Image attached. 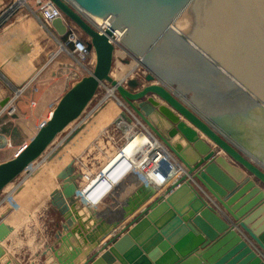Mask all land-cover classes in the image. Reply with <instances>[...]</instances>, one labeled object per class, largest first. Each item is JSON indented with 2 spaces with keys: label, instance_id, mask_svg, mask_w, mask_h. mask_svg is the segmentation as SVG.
Segmentation results:
<instances>
[{
  "label": "water",
  "instance_id": "1",
  "mask_svg": "<svg viewBox=\"0 0 264 264\" xmlns=\"http://www.w3.org/2000/svg\"><path fill=\"white\" fill-rule=\"evenodd\" d=\"M49 1L62 13L49 26L61 37L72 23L89 43L94 65L59 97L33 136L0 161V193L21 174L32 175L33 163L49 160L85 127L111 96L107 85L110 98L122 105L112 123L124 133L137 118L185 172L165 187L135 178L106 209L85 204L84 214L77 209V182L83 175L69 161L56 174L60 185L49 200L63 219V232L57 229L53 242L44 245V263L264 264L257 252L264 254V163L259 156L264 130L256 137L259 146L252 148L205 118L201 112L210 107L204 102L188 103L167 84L181 62L188 67L196 56L219 76L217 84L226 81L264 122V0ZM100 21L108 24L102 31L96 26ZM194 25L203 35H191ZM115 31L122 34L118 45L145 71L141 77L111 76ZM162 53L172 68L164 67ZM102 88L103 98L85 112ZM221 99L231 111L234 99ZM8 101L2 100L0 108ZM9 231L0 222V241ZM4 253L0 245V257Z\"/></svg>",
  "mask_w": 264,
  "mask_h": 264
},
{
  "label": "crops",
  "instance_id": "2",
  "mask_svg": "<svg viewBox=\"0 0 264 264\" xmlns=\"http://www.w3.org/2000/svg\"><path fill=\"white\" fill-rule=\"evenodd\" d=\"M10 1L0 0V9ZM63 37L65 36H58L50 26L45 27L37 18L27 15L23 10L17 11L0 28V102L8 97L9 101L4 106V110L10 108L11 103L13 106L10 110L8 109L11 115L5 114L1 110L3 108H0V158L7 149V147L4 148L5 143L9 142L13 147L19 149L18 147L26 143L36 132L37 123L43 120L47 114L50 116L55 103L66 89L92 69L94 65L93 51L89 56L88 63L85 67H82L74 61L70 53L60 51L62 45L60 41H63ZM82 38L86 40L84 37ZM135 64L137 63L135 62ZM84 70L88 71L84 72ZM16 90L20 94H18L16 100L12 101L10 95L15 94ZM102 105L104 107L96 114L90 115L88 127L85 125L49 160L33 163L28 168L29 171H33L32 175L23 176L21 174L0 193V222H4L11 227V231L0 241V245L5 251L4 255L0 257V264H35L40 248L50 243H44L45 240L42 242L40 235L43 236L44 234L41 233L48 231L46 225L50 227V224H53L49 220L52 213L61 217L49 203L51 191L59 188L60 185V180L56 178V174L69 161L81 159L84 153L88 156L89 148L93 144V139H95L94 136L101 135L103 129L107 128L108 122L113 121L121 110V104L114 98H106ZM133 119L135 118L133 117ZM77 122L78 120L74 123ZM135 123L136 126L140 127L138 119H135ZM73 126V124H70L49 146L48 151L53 149L63 135L67 134ZM140 128L145 131L143 126ZM230 130L235 136L242 139L236 130ZM149 133H146L147 137L151 138ZM122 134L127 139V144H124V146H127L130 144V139L125 133ZM155 143L158 146L161 145L157 140H155ZM121 148L112 155L105 156L106 160L103 158L104 160L101 162L96 161L95 167L90 173L99 172ZM260 149L264 152L263 146H260ZM162 151L166 161V165L163 167L164 170L161 169L155 177L149 174L143 178L156 184V186L163 185L165 187L178 175L175 173V176L173 175L168 180L169 175L174 173L168 168V164L175 168L177 166L180 173L183 170L176 165V161L170 153L164 148ZM166 156L169 158L168 161ZM259 156L262 158L261 155ZM5 159L7 158L0 159V161ZM261 162L264 163V161ZM86 172V170L82 172V175ZM136 177L141 176L132 171L126 173L122 180L102 197L101 202L108 196L113 197L115 195V197H118L122 187L130 184ZM91 178L92 176L88 179L82 178L78 182V195L81 199H84L81 191ZM166 182L168 183L165 184ZM151 200L152 198L148 201ZM87 205L93 206L90 203H87ZM56 231L55 228L52 232L53 236ZM25 253H30V255L25 258Z\"/></svg>",
  "mask_w": 264,
  "mask_h": 264
},
{
  "label": "rangeland",
  "instance_id": "3",
  "mask_svg": "<svg viewBox=\"0 0 264 264\" xmlns=\"http://www.w3.org/2000/svg\"><path fill=\"white\" fill-rule=\"evenodd\" d=\"M15 1L16 0H11L8 4H6L3 8L0 9V13L11 11V8L9 9V7ZM26 6L24 7V5H18V8H16L15 11H13L12 15L14 16V14L17 11L23 10L27 15L33 16L30 9H29L31 7L29 2L27 3ZM33 17H35V16H33ZM182 21L185 22L186 19L183 18ZM180 25H183V24L180 23ZM186 26H188V25L185 24V27ZM82 37H85V36L82 35ZM60 42L69 51L70 46L67 44H64L65 37H63V41H60ZM189 45H191L190 42H189ZM58 48H59V45H58ZM121 49L122 48L120 46L115 47V53H114L113 66H112L111 74L116 78L117 77L122 78L126 74L128 77H131V75H132V77H135V76L141 77L145 71L142 68H140V66L138 65V66H136V69L132 73H130L133 66L136 65L135 60L133 58H131L129 55H127L124 51L122 53L123 49L122 50ZM189 49H191V48L189 47ZM191 50H194V49H191ZM57 51H59V50H57ZM212 52H214V51H212ZM162 57L163 58H161V59L163 60V62L164 63L166 62V65L164 67L168 68V69L172 68L171 64L168 62V58H167L166 54L162 53ZM73 59H74V61H76L74 57H73ZM185 64L183 63V65H182V62H181V64H180L181 66L176 68L175 75L170 80L171 82L167 83V84L174 91H176L182 98H184L186 100V102H188V103L193 102V101L194 102H201V103L204 102L205 105L210 107V108H208V110L201 112L205 118H207V117L210 118L214 125L218 124L219 126L223 127L226 130H230V129L236 130L237 134H239L242 137V139L246 140L248 146H251L252 148H257V146H259V143L256 141V137L260 138V135H263L262 130H264V122H263L262 118L260 117L261 114H257L255 112L256 110L258 111V109L253 107L252 109H254L255 111L252 110L249 107L250 102H248L244 97H242L237 91L233 90L232 87L229 86L228 83H226V81H224L223 79H220L221 85L219 83L217 84L216 80L219 79V76H217V74H215L211 69H208V68L205 69L204 66L202 65V63L200 62V60H198L196 56L190 57V59H189L190 65L188 67H186ZM84 72H87V71L84 70ZM107 87H109V85H107ZM230 89L232 90V92ZM18 90H20V89H18ZM104 94H105V88L100 89L98 91L97 96L95 97L93 103L91 104V106H89V108H87L85 110V112H88L91 109V107L100 98H103ZM10 97L13 98L14 94L10 95ZM110 97H112V96H110ZM110 97H109V99H110ZM221 97L226 98L227 100H230V101L232 98L234 99V107H233V104L232 105L230 104L232 106L231 111H230L229 106L226 105V102L224 100H222ZM16 98H18V97L16 96L13 99L16 100ZM10 106H12V103ZM233 109H235V110H233ZM1 110L3 112H5V114H6V111L4 109H1ZM7 115H9V114L7 113ZM46 117L48 118L49 114H47ZM46 117L43 120L39 121L37 123V125L40 126V124L47 119ZM259 117H260V119H259ZM111 122H108L107 128L103 129L101 135H99L98 137L94 136L95 139H93L94 140L93 144L89 148L88 156H86L84 153V155L81 157V159L79 158V159H75V161L73 160V165L75 166L74 168L76 171L80 172L81 174L85 170L87 171L83 175V179L84 178L88 179L89 177H91V175L93 177L98 172V171H95V172L90 173V171H92L94 169L96 161H98V162L103 161L106 158L105 156L112 155L115 151H117L122 146H124V144H127V139L119 131V129L117 127H115V125L112 124ZM75 124L76 123H73V125H75ZM87 124H88V122L85 124L88 127ZM139 125H140V127H142L141 124H139ZM38 126H37V128H38ZM132 126H133V131H137L136 127L134 125H132ZM143 128L145 129L146 133L150 132L145 126H143ZM252 128L255 129L256 131L253 133L252 136H249V132L251 131ZM145 131L143 129L140 130V132H143L147 137V134L145 133ZM124 133L127 134V132H124ZM149 134H151L150 135L151 138L148 136L147 139H149L148 142H149L150 146H152V145L156 144L155 140H157V138H155V136L151 132ZM257 134L259 136H257ZM131 146H133V145H131V144H128L127 146L125 145L118 152L123 154L122 151H126L127 149L129 150ZM6 147H7V149L4 151L5 154L0 159L9 158L16 152V150H18L17 147H13L9 142L5 143L4 148H6ZM20 147H18V148H20ZM158 148L161 149L160 145ZM162 153H163V151H162ZM134 156L135 157L137 156V158L139 159L142 156V154H137V152H136V154H134ZM163 159H164V153L162 156V160ZM166 160L167 161L169 160V158L167 156H166ZM262 160L264 161V154L262 155ZM167 166L172 171L175 170L174 166H171L169 164ZM163 170H164V168L162 169V171ZM174 173H175V171H174ZM177 173H180V171L179 170H178V172L176 171V174ZM22 175L25 176L26 173H23ZM171 175L172 174H170L169 177ZM169 177H168V179H169ZM172 177L173 176H171V178ZM78 182H80V181H78ZM78 182H77V184H78ZM167 183L168 182H166L165 184H167ZM82 197H84L85 200L88 198V197L86 198L85 196H82ZM115 198H116L115 195H113V197L108 196L103 200V203L101 204V206L99 208H98V206L97 207L90 206V207H92L93 209H96L97 211L100 212V211L106 209L115 200ZM85 200L84 199H78V204H77V209L81 210V213H84V214L87 213V209L84 207V205L88 203ZM48 218H49V215H48ZM49 220L54 225L50 224L51 225L50 227L48 225H46L48 231L41 233V234H44L43 236L45 238L42 235H40V239L42 242L44 240H45L44 243L50 242L47 244H51L53 242L54 236H53L52 232L54 231L55 228H56V230L59 229L60 231H63L61 228V222L63 221V219L58 214L56 216L52 213ZM56 224H58V225H56ZM43 249H44V247L40 248V253H39V255H37L38 258L35 259V264H45L44 263L45 257L43 254H41V251ZM47 252L49 254H51L50 250ZM27 255H30V253H25L24 257L27 258Z\"/></svg>",
  "mask_w": 264,
  "mask_h": 264
},
{
  "label": "bare ground",
  "instance_id": "4",
  "mask_svg": "<svg viewBox=\"0 0 264 264\" xmlns=\"http://www.w3.org/2000/svg\"><path fill=\"white\" fill-rule=\"evenodd\" d=\"M20 1L24 2V0H20ZM198 8H200V5L197 6V9ZM200 11H202V9ZM115 33L118 37V43L120 44L122 34H118L116 31H115ZM197 33H199L200 35H203L202 33H200L198 31L197 26L194 25L191 28V35L193 37H196ZM203 37H205V36H203ZM185 43L191 49L194 48L192 45H189L187 42H185ZM118 46H120V45H118ZM60 51L68 52L67 48L63 47V45H61ZM122 51H125V50L123 49ZM195 51H198V50H195ZM136 66H138V65L136 64L135 66H133L130 73H132L136 69ZM111 76L117 80H121L124 78V76L122 78H118V77L116 78L112 74H111ZM108 90L110 93L112 91V88L108 87ZM112 95H113V91L111 93V96ZM135 119H137V118H135ZM135 119H133L131 121L128 128L126 129L127 131L125 130L127 132V134H126L127 137L130 139V144L133 146H131L129 150L127 149L126 151H122L123 154L117 152V154L112 159H110L104 165V167L87 182V184L85 185V187L81 191L82 196H85L86 198L88 197L86 199V202L90 203L93 206L99 205L102 197L108 191H111V189H113V187L122 180L123 176L126 173L132 171V172H136V173L140 174L141 176H147V175H144L142 168L144 166H146L147 162L145 161V159L151 150H154L153 151L154 153L156 151L157 153H155V156L158 157L156 159V161L153 163V167L155 166V170L153 171L151 176L155 177L161 171V169H163V167L166 165L165 159L162 160V156H163L162 150L158 148L159 146L157 144L150 146V144L148 142L149 139H147V137L144 135V133L140 132L141 128L139 126L135 125L136 124ZM132 125H134L136 127L137 131H133ZM142 126H144V125L142 124ZM136 152H137V154H142V156L139 159L137 158V156L136 157L134 156V154H136ZM170 155H172V154H170ZM154 157L151 158L152 161H154V159H153ZM175 161H176V165L180 166L181 170H183L181 173H177L178 175H181L183 172H185V169L183 168V166L179 162H177L176 159H175ZM177 169H178V167L176 166L175 171L178 172ZM72 246H73V244L71 245V247ZM51 264H52V262H51Z\"/></svg>",
  "mask_w": 264,
  "mask_h": 264
},
{
  "label": "built area",
  "instance_id": "5",
  "mask_svg": "<svg viewBox=\"0 0 264 264\" xmlns=\"http://www.w3.org/2000/svg\"><path fill=\"white\" fill-rule=\"evenodd\" d=\"M28 2L31 6L29 9H30L32 15L35 16L40 21V23H42L45 27H47V25L49 26V23L53 19H55L57 17H62L61 11L49 0H24V2H21L20 0H16L9 7V9L11 8V11L0 13V28L5 24V22H7L13 16L12 13H13V11H15L16 8H18V5H24V7H25ZM71 25H72L71 23L67 24V31L64 34V36H65L64 44H67L70 46L68 52L75 58L77 63L79 65H81L82 67H85V65L88 63L89 56L92 54V49L88 47V45L86 43L87 41L82 38V35L78 31V29H76L75 26H73V25L71 26ZM96 26L99 30L102 31L108 27V24L105 21H102V22L100 21V22H97ZM112 40H113L114 44L116 46H118V44H119L118 43V37H117L115 32L112 35ZM18 94H20V93H18V91L16 90L14 97L18 96ZM13 98L11 99L12 101L14 100ZM12 107L13 106H11L10 108H6L5 109L6 113L9 114L10 113L9 110ZM9 115H11V114H9ZM153 151L154 150H151L145 159L147 164H146V166H144L142 168L144 175L152 174L153 171L155 170V166L153 167V163L156 161V159L158 157L155 156V153H157V152L155 151V153H154ZM152 157H154L153 158L154 161L151 160ZM143 177L144 176L136 177V178L143 179V181L145 183L148 182ZM102 203H103V200L99 205H101ZM99 205H97V206H99ZM97 206H95V207H97ZM218 210L223 215L224 218H226L227 220L230 221L229 215L226 212H224L223 209L219 208ZM257 252L264 259V254L259 252L258 250H257Z\"/></svg>",
  "mask_w": 264,
  "mask_h": 264
},
{
  "label": "trees",
  "instance_id": "6",
  "mask_svg": "<svg viewBox=\"0 0 264 264\" xmlns=\"http://www.w3.org/2000/svg\"><path fill=\"white\" fill-rule=\"evenodd\" d=\"M86 43H87L88 47L91 48L90 45H89V43L88 42H86Z\"/></svg>",
  "mask_w": 264,
  "mask_h": 264
}]
</instances>
